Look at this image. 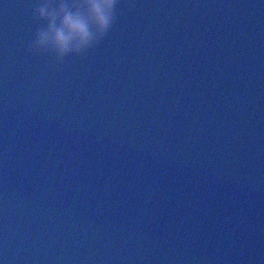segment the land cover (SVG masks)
I'll return each mask as SVG.
<instances>
[{
    "label": "clouds",
    "instance_id": "obj_1",
    "mask_svg": "<svg viewBox=\"0 0 264 264\" xmlns=\"http://www.w3.org/2000/svg\"><path fill=\"white\" fill-rule=\"evenodd\" d=\"M119 0H37L36 23L26 51L51 54L57 64L83 55L109 33L117 18Z\"/></svg>",
    "mask_w": 264,
    "mask_h": 264
}]
</instances>
